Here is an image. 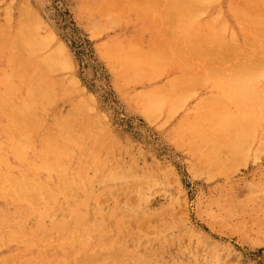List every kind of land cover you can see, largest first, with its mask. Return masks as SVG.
Wrapping results in <instances>:
<instances>
[{
	"label": "bare ground",
	"instance_id": "obj_1",
	"mask_svg": "<svg viewBox=\"0 0 264 264\" xmlns=\"http://www.w3.org/2000/svg\"><path fill=\"white\" fill-rule=\"evenodd\" d=\"M11 2L0 8V264H111L125 249L97 246L133 215L106 204L128 177L116 136L77 78L60 77L72 69L64 43L28 1L15 17ZM94 2L102 27L122 28L99 52L132 109L166 123L201 89L173 140L213 170L263 154L264 0Z\"/></svg>",
	"mask_w": 264,
	"mask_h": 264
},
{
	"label": "rangeland",
	"instance_id": "obj_2",
	"mask_svg": "<svg viewBox=\"0 0 264 264\" xmlns=\"http://www.w3.org/2000/svg\"><path fill=\"white\" fill-rule=\"evenodd\" d=\"M9 1L15 17L23 0H3L0 8ZM26 1L71 56L72 71L60 77L77 78L83 92L94 98L95 112L106 116L107 130L116 136L112 157L128 177L120 181L106 204L109 208L120 204L133 215L122 234L111 240L113 244L97 246L114 253L125 249L116 252L118 258L111 264H264V152L258 159L247 158L244 165L242 159L239 165L232 158L233 164L228 158L218 161L220 165L213 163V170L211 160L195 157L170 136L201 89L188 105H180L166 123L162 121L165 124L147 121L122 97L100 56L103 42L124 38L119 24L102 27L106 17L100 15L97 3L92 4L94 0ZM90 29L96 31L95 37L90 36ZM129 88L137 91L136 85ZM87 173L93 175L91 169Z\"/></svg>",
	"mask_w": 264,
	"mask_h": 264
}]
</instances>
